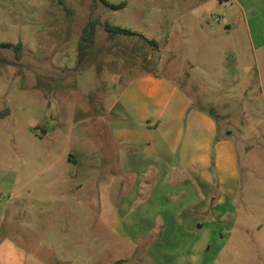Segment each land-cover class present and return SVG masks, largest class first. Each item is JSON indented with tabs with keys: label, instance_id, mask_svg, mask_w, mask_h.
<instances>
[{
	"label": "rangeland",
	"instance_id": "obj_1",
	"mask_svg": "<svg viewBox=\"0 0 264 264\" xmlns=\"http://www.w3.org/2000/svg\"><path fill=\"white\" fill-rule=\"evenodd\" d=\"M107 1L127 5L0 0V42L23 48L13 64L1 61H15L13 52L0 51V264H159L161 254L146 252L153 238L111 231L119 190L106 191L119 176L104 155L111 103L148 71L188 92L237 153L231 212L210 238L208 264H264V5ZM91 20L95 40L76 68ZM106 23L134 34L111 38ZM166 247L156 245L174 256Z\"/></svg>",
	"mask_w": 264,
	"mask_h": 264
},
{
	"label": "crops",
	"instance_id": "obj_2",
	"mask_svg": "<svg viewBox=\"0 0 264 264\" xmlns=\"http://www.w3.org/2000/svg\"><path fill=\"white\" fill-rule=\"evenodd\" d=\"M256 1L251 0V12ZM110 109L113 147L104 155L107 161L116 159L111 171L119 175L106 188L109 199L119 190L111 231L125 238H153L146 252L161 254L159 264H208L214 251L210 238L231 212L235 189L228 184L238 177L232 141L218 140L215 117L156 72L130 80ZM44 154L48 165L57 167L53 153ZM98 195L104 203L106 193ZM158 243L174 256L159 252Z\"/></svg>",
	"mask_w": 264,
	"mask_h": 264
},
{
	"label": "trees",
	"instance_id": "obj_3",
	"mask_svg": "<svg viewBox=\"0 0 264 264\" xmlns=\"http://www.w3.org/2000/svg\"><path fill=\"white\" fill-rule=\"evenodd\" d=\"M107 8L113 11H118L126 7L127 3L126 2H121L119 4H113L108 2L107 0H100ZM60 4L63 5L64 3L60 1ZM96 27H97V22L96 21H89L87 25L85 26L80 41H79V52H78V58H77V65L76 68L80 66V64L86 59L88 56V49L91 44L94 43L95 40V33H96ZM105 30L109 34L111 38H115L118 35H130L134 34L132 31L128 29H122L120 27H115L110 25L109 23L105 24ZM151 44H155V42H150ZM1 50H11L14 54L15 61L14 60H7V59H2L1 61L7 64H13L15 62H20L22 58V44L17 43L16 45H13L10 42H0V51Z\"/></svg>",
	"mask_w": 264,
	"mask_h": 264
},
{
	"label": "water",
	"instance_id": "obj_4",
	"mask_svg": "<svg viewBox=\"0 0 264 264\" xmlns=\"http://www.w3.org/2000/svg\"><path fill=\"white\" fill-rule=\"evenodd\" d=\"M5 115H6V112H2V113H1V115H0V118H3V117H5ZM118 264H121V262H120V263H118Z\"/></svg>",
	"mask_w": 264,
	"mask_h": 264
}]
</instances>
